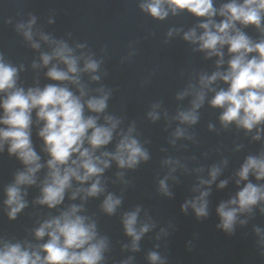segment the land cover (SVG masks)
Returning <instances> with one entry per match:
<instances>
[{"label":"water","instance_id":"obj_1","mask_svg":"<svg viewBox=\"0 0 264 264\" xmlns=\"http://www.w3.org/2000/svg\"><path fill=\"white\" fill-rule=\"evenodd\" d=\"M142 2L144 0H0V56L17 68V86L27 90L56 84L67 86L79 95L75 85L47 77V71L57 61L53 60L47 67L42 65L41 55L50 53L51 46L41 35L65 42L77 56L90 54L100 63L96 73L80 74L88 93L85 99L99 95L96 91L99 88L109 90L107 108L99 114L98 123H104L105 115L120 120L112 142L98 149L96 154L114 152L120 138L118 133H126L134 125L133 135L149 156L134 169H121L112 161L100 177L105 191L96 197L70 199L72 191L87 188L91 183L81 185L73 180L63 202L51 209L36 202L48 171L44 167L36 174L35 185L21 186V191L26 192L27 206L15 219H10L4 204L5 189L14 183L16 174L25 166L16 155L8 153L5 144L0 152V247L4 243H19L22 247L31 245L29 250H38L48 237L37 239L35 230L75 204L83 205L78 215L95 222L98 238L107 239L100 264H124L129 257L132 258L130 264H150L147 259L150 251L158 252L166 264H264V255H261L264 249L259 246L255 232L256 228L264 232V213L261 212L264 202L254 206L251 214H239L232 234L217 227L220 218L216 212L221 202L235 197L246 183L264 185V180H257L252 174L247 181L236 183L245 160L264 154V124L251 131L237 127L234 122L225 127L220 121L223 109L210 104L215 91L228 87L219 79L210 85L215 91L204 89L205 100L197 109L195 124H182L176 119L180 111L191 109L193 95L189 86L199 90L201 75L226 71L231 56L224 46V64L218 68L219 57H208L206 50H199L198 43L183 39L192 29L200 35L203 29L199 24L205 22L206 17H196L185 9L175 15L169 12L165 19L159 20L141 10ZM228 2L230 0H213V7L219 10ZM33 17V40L28 41L16 26ZM213 19L218 23L223 17L217 15ZM237 27L254 42L264 39V34L254 25L237 24ZM170 30L171 36L168 35ZM32 43H39L40 47L33 48ZM34 64L37 67L34 68ZM58 66L65 68L63 64ZM78 66L83 67L82 60ZM91 75H98L100 79L92 81ZM186 90L190 94L178 99ZM155 105L158 107L154 109ZM152 111L157 113L158 119L150 118ZM96 115L85 108V116ZM42 126L43 122H37L33 110L30 138L41 157L40 162L46 164L49 157L38 135ZM177 128L183 129L185 135L175 137ZM257 128L260 129L259 140L253 139ZM168 160L175 163L166 164ZM214 166L220 168L216 180L211 185H200L201 180L210 179L209 172ZM172 168L175 171H171ZM166 176L171 196L159 191V182ZM221 181H227L223 188L218 187ZM197 188L199 191H194ZM205 190L209 191L207 217L197 218L190 207L186 212L181 210L186 201ZM109 193L122 201L112 215L101 208ZM136 208H140L138 224L151 223L154 227L139 241V251L133 252L131 237L126 235L122 219ZM241 220L246 223L240 224ZM161 229L166 234H162Z\"/></svg>","mask_w":264,"mask_h":264},{"label":"clouds","instance_id":"obj_2","mask_svg":"<svg viewBox=\"0 0 264 264\" xmlns=\"http://www.w3.org/2000/svg\"><path fill=\"white\" fill-rule=\"evenodd\" d=\"M139 7L159 20L165 19L169 12L175 15L178 10L185 9L196 17H206V21L199 24V28L203 29L200 35L192 29L184 34L183 39L198 43L199 50H206L208 57H219L218 68L224 64V46H227L231 56L227 61L226 71H216L210 76L201 75L199 90L189 86L193 95L191 109L180 111L176 119L182 124H195L198 120L197 109L205 100L204 89L215 91L210 85L219 79L228 87L226 90L215 91L210 104L223 109L221 123L226 127L234 122L237 127L248 131L264 124V39L254 42L237 27V24L245 27L254 25L264 34V0H230L219 10L213 7V0H144ZM217 15L223 17L218 23L213 19ZM34 24L33 17L27 23H19L16 27L28 41H32ZM172 34L170 30L168 35ZM41 39L51 46L50 53L41 55L42 65L47 67L53 60L57 61L47 71V77L75 85L79 95L74 94L67 86L56 84L46 85L43 89L36 87L25 90L18 87L17 68L6 63L0 56V109L3 110L0 115V152L7 144L8 153L16 155L25 166L23 171L16 174L14 183L5 189L7 198L4 204L8 208L10 219H15L27 206L24 199L26 192L21 191V186L35 185L36 174L44 167L48 171L42 181L41 196L36 202L51 209L63 202L66 190L72 188L73 180L81 185L91 183L87 188L78 187L72 191L70 199L75 200L77 196L81 200L96 197L105 191L100 177L112 161L121 169H134L141 161L149 159L147 151L133 135L134 125L126 133H118L120 138L114 152L103 151L96 154L98 149L112 142L113 134L120 124V120L111 115L104 116L103 124L98 123L99 114L104 113L107 108L111 94L109 90L99 88L96 90L99 95L85 99L88 93L86 86L80 81V74L96 73L100 62L94 60L90 54L75 55L74 49L63 41L50 39L47 35H41ZM32 47L38 49L40 45L32 43ZM253 53L256 55H250ZM81 60L83 67L78 66ZM59 64H63L65 68H59ZM33 67L37 65L34 64ZM90 79L98 81L100 77L91 75ZM189 94L186 90L179 94L178 99ZM156 107L158 105L154 109ZM85 108L97 115L85 116ZM33 110L36 111L37 122H43L38 135L43 140L44 151L49 157L46 164L40 162L41 157L34 150L30 138ZM149 116L153 120L158 119L155 111L150 112ZM259 133L260 129L257 128V135L253 139L259 140ZM174 135L179 138L185 132L177 128ZM165 163L175 162L168 160ZM171 171H175V168ZM219 173V167H212L209 172L210 179L201 180L200 185H211ZM250 174L257 180H264V154L259 157L249 156L245 160L237 173V185L241 181H247ZM118 175L123 176V173ZM168 178L166 176L159 182V191L165 196H171L166 184ZM226 184L227 181H221L218 187L223 188ZM194 191H199V188ZM208 195L209 191H200L198 196L186 201L181 210L186 212L190 207L197 218L207 217ZM121 202L120 198L109 193L101 208L108 215H112ZM261 202H264V185L246 183L235 197L219 204L216 212L220 223L217 227L232 234L238 215L251 214L253 207ZM82 209L83 205L73 204L59 216L44 221L35 230V237L43 239L47 236L48 240L38 250H29L31 245L22 247L19 243H4L0 247V264H100L107 249V239L98 238L95 222L78 215ZM261 212L264 213V208H261ZM139 213L140 208H136L126 213L122 219L125 233L131 237L133 252L139 251V241L154 227L151 223L138 224ZM239 223L243 225L246 221L241 220ZM255 232L259 236V246L264 249V232L259 228ZM161 233L166 234L163 229ZM41 252L44 253L43 256ZM261 255H264V251ZM131 259L129 257L124 264H130ZM147 259L150 264H166L165 258L156 251H150Z\"/></svg>","mask_w":264,"mask_h":264}]
</instances>
